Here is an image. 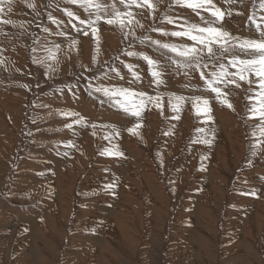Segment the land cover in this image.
Masks as SVG:
<instances>
[{"label":"rangeland","instance_id":"374dc122","mask_svg":"<svg viewBox=\"0 0 264 264\" xmlns=\"http://www.w3.org/2000/svg\"><path fill=\"white\" fill-rule=\"evenodd\" d=\"M214 2L232 12L223 27L233 35L260 38L249 17L264 15L259 9L264 0ZM153 3L154 12L127 9L133 23L123 29L101 21L97 52L91 29L87 36L78 32L84 26L63 11L87 19L77 5L0 0V264H264V137H253L259 121L248 118V97L259 89L244 81L240 88L221 84L233 110L204 91L198 73L185 77L173 71L161 54L166 50L141 45L139 38L191 44L153 28L178 30L161 23L165 15L201 21L174 0ZM72 39L79 43L70 48ZM53 45H60L57 58L46 59ZM125 51L159 61L166 83L157 88L148 64ZM121 61L136 66L141 82L128 83L132 76ZM89 85L163 93V110H145L133 135L128 129L136 118L99 92L89 95ZM171 93L209 99L214 121L203 123L190 102L173 119ZM68 111L78 112L89 126L67 128L75 119L62 115ZM201 138L211 145L197 142ZM69 141L74 146H66ZM114 146L123 157L101 154ZM108 184L114 187L106 190ZM253 189L256 196L241 195Z\"/></svg>","mask_w":264,"mask_h":264},{"label":"snow or ice","instance_id":"6c2138e0","mask_svg":"<svg viewBox=\"0 0 264 264\" xmlns=\"http://www.w3.org/2000/svg\"><path fill=\"white\" fill-rule=\"evenodd\" d=\"M65 2L77 5L88 13L87 19H81L73 11L69 9L63 10L70 18V22L72 19H76L79 21L80 25L84 26L78 28V32H82L87 36L88 29H91L92 36L97 43V52L100 50L99 23L101 21L109 25H119V27L123 29L127 25L133 23V13L127 11V9H131L132 7H147L154 12L156 8L153 0H119L120 5L124 7L125 11H121V9L117 7L115 0H112L111 3H106L104 0H65ZM235 2L236 0H225L227 4ZM174 3L179 7L191 9L192 12L200 18L201 23L191 22L183 17L165 15L161 18V23L171 24L178 30L166 31L163 28H153V31L160 35L181 38L182 40L191 41L192 43H166L157 39H152L151 36L139 38V43L141 45L147 44L149 47H154L158 51L166 50L161 54L171 66H174L173 71L180 72L185 77L193 73H198L199 79L204 82V91L215 94V99L221 105H225L229 109H233V105L228 101V93L222 90L220 87L221 84H223L225 88L229 84H233L236 88H240V81H244L249 85L256 83L259 91L254 92L248 97L251 105L248 118L259 121L256 130L252 133L253 137H264V15H260L259 19H257L256 14L253 13V15L249 17V23L257 30L260 38L248 39L233 35L228 29L223 27L225 17H230L232 12L222 10L216 5L214 0H174ZM28 6L35 9L34 3H30ZM259 9L261 13H264V3L259 4ZM3 11L4 9L0 8V12ZM9 11H11V7H9ZM204 12H207L213 19L205 17L203 15ZM49 20L53 24L58 25L60 23V21H57L52 16H49ZM3 23L8 24L13 22L6 20L3 21ZM217 24L221 26H214ZM13 26H15L14 23ZM73 27H75V25H73ZM44 31L48 32L49 29L45 28ZM59 35L66 36L67 34L60 32ZM78 43L79 41L72 39L69 43V47H74ZM59 49L60 45L47 47L46 51L48 56L46 59L55 60ZM124 55L144 60L149 66L152 84L157 88L166 83L163 79L164 66H162L159 61L152 59L147 54L137 53L135 51H125ZM117 59H119V57H117ZM121 63L124 64V67L131 73L132 79L128 81L130 85L141 82L142 77L135 71V65L125 63L124 61H121ZM230 69H234V71ZM111 71L115 72L116 76L120 79H124V77L120 75L118 69L112 68ZM102 75L107 76V72ZM253 75L256 77L255 81L249 79V77ZM186 87H189V85H186ZM89 88L91 89L89 95H92L93 92H99L107 98V102L112 106L117 107L126 115L136 118L134 127L128 129L133 135H136L137 129L142 126L141 122L145 110H150L151 107L159 108L161 112L163 110V93L157 92L155 95H149L144 91L123 86L104 87L100 85L96 88H91V85H89ZM249 91L252 92V89L249 88ZM103 102L104 101H102V103ZM186 102L191 103L197 116L204 117L203 123L207 124L210 121H214V117L211 115L212 109L209 99L202 96L186 97L171 93L168 94V103L172 112L175 114L172 117L173 119H180L179 114ZM62 115L66 118H75L73 123L66 124V127L69 129H72L74 124L81 127L89 126L85 118L78 112L68 111L63 112ZM91 127L95 129L96 125L93 124ZM198 131L201 133L207 132L209 135L212 132L211 129L205 128H201ZM112 133L119 135V131L115 128H112ZM170 134L171 133H166V135ZM106 138H110V136ZM197 142L210 146L212 141L208 138H201ZM66 146L71 147L74 145L69 141ZM252 147H259V145H253ZM114 148L115 151L105 149L101 154L118 157L124 156V153L119 150L118 146H114ZM255 154V152L252 153L253 156ZM201 170H204L203 167H201ZM104 187L108 190L112 189L114 186L108 184ZM241 195L256 196L257 193L253 189L251 192L241 193Z\"/></svg>","mask_w":264,"mask_h":264},{"label":"bare ground","instance_id":"6f19581e","mask_svg":"<svg viewBox=\"0 0 264 264\" xmlns=\"http://www.w3.org/2000/svg\"><path fill=\"white\" fill-rule=\"evenodd\" d=\"M112 130V129H111ZM120 136V135H119Z\"/></svg>","mask_w":264,"mask_h":264}]
</instances>
